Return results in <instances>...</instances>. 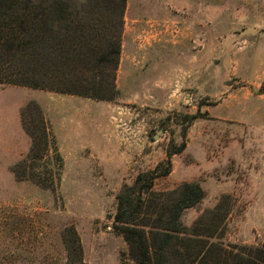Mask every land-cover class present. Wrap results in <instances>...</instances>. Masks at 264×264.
Returning a JSON list of instances; mask_svg holds the SVG:
<instances>
[{"label":"rangeland","instance_id":"374dc122","mask_svg":"<svg viewBox=\"0 0 264 264\" xmlns=\"http://www.w3.org/2000/svg\"><path fill=\"white\" fill-rule=\"evenodd\" d=\"M124 20L112 100L0 84V264H67L71 227L86 264H132L117 197L169 160L156 191H205L185 226L264 246V0H128ZM38 111L61 161L52 152L40 180H21L33 147L23 116L31 125Z\"/></svg>","mask_w":264,"mask_h":264},{"label":"trees","instance_id":"16d2710c","mask_svg":"<svg viewBox=\"0 0 264 264\" xmlns=\"http://www.w3.org/2000/svg\"><path fill=\"white\" fill-rule=\"evenodd\" d=\"M46 1L0 0V84L112 100L128 0H86L80 9L65 0H54L53 6ZM38 114L31 125L23 116L33 147L31 164L14 169L21 180H40L44 172L37 161L52 152L61 161L57 149L51 152L46 121ZM171 172L169 160L161 175L139 174L117 197L113 228L127 243L132 264H264V246L212 241L202 233V220L185 226L184 212L197 206L205 191L198 182L156 191V178ZM63 240L67 264H86L74 227L65 230Z\"/></svg>","mask_w":264,"mask_h":264}]
</instances>
